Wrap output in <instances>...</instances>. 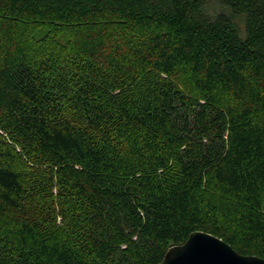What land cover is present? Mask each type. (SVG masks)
<instances>
[{
    "label": "trees",
    "instance_id": "1",
    "mask_svg": "<svg viewBox=\"0 0 264 264\" xmlns=\"http://www.w3.org/2000/svg\"><path fill=\"white\" fill-rule=\"evenodd\" d=\"M0 16L50 25L0 50V264H158L195 231L264 259V0H0ZM38 161L77 196L65 233L18 219Z\"/></svg>",
    "mask_w": 264,
    "mask_h": 264
},
{
    "label": "rangeland",
    "instance_id": "2",
    "mask_svg": "<svg viewBox=\"0 0 264 264\" xmlns=\"http://www.w3.org/2000/svg\"><path fill=\"white\" fill-rule=\"evenodd\" d=\"M214 9L215 11L223 10L225 13H228L227 10L221 9L219 6L214 7ZM232 19L237 29L240 31V33H242L243 18L239 16H233ZM49 27L50 25L31 26L13 24L6 22L2 16H0V50L8 43L9 39L14 36L15 40H22L26 41V44L29 42H31L30 44H33V41H31L30 37L33 36L34 38H38L43 36L46 32V29ZM53 27L55 29L57 28L55 26ZM134 32L140 34L144 33L139 28L134 30ZM49 40L51 39L48 38V49L51 46ZM41 49H44V47L42 46ZM50 50L51 49L48 51ZM182 80L184 82L182 75H175L174 81L176 83L181 85V83H183ZM16 150L18 151V148H16ZM29 163L31 164L29 165ZM29 163L27 166H25L24 171H28L34 177L36 180L34 181V184L36 185L37 189L35 195L29 196V200L25 202L27 208L25 211L23 210V212L19 214V221L26 220V216L27 219H31L32 221L35 220L33 222H35L34 225L36 226L38 224V219L43 224L52 225L54 228L58 227L59 229H62V232L65 233V227L69 223V219L78 216V200L75 192L58 177H56L50 171L49 166H47L44 161Z\"/></svg>",
    "mask_w": 264,
    "mask_h": 264
},
{
    "label": "water",
    "instance_id": "3",
    "mask_svg": "<svg viewBox=\"0 0 264 264\" xmlns=\"http://www.w3.org/2000/svg\"><path fill=\"white\" fill-rule=\"evenodd\" d=\"M158 264H264V259L237 253L229 244L204 232H192L171 246Z\"/></svg>",
    "mask_w": 264,
    "mask_h": 264
}]
</instances>
